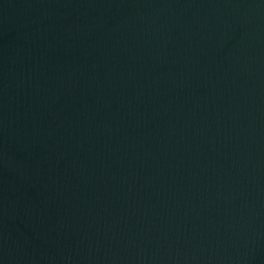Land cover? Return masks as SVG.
Segmentation results:
<instances>
[{"label": "water", "instance_id": "1", "mask_svg": "<svg viewBox=\"0 0 264 264\" xmlns=\"http://www.w3.org/2000/svg\"><path fill=\"white\" fill-rule=\"evenodd\" d=\"M0 264H264V0H0Z\"/></svg>", "mask_w": 264, "mask_h": 264}]
</instances>
